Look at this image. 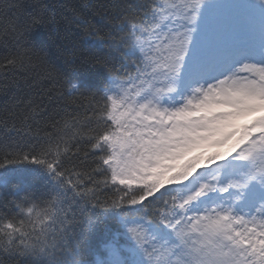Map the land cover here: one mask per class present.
I'll return each mask as SVG.
<instances>
[{"label": "snow or ice", "instance_id": "6c2138e0", "mask_svg": "<svg viewBox=\"0 0 264 264\" xmlns=\"http://www.w3.org/2000/svg\"><path fill=\"white\" fill-rule=\"evenodd\" d=\"M94 7L0 0V264H264V0Z\"/></svg>", "mask_w": 264, "mask_h": 264}, {"label": "trees", "instance_id": "16d2710c", "mask_svg": "<svg viewBox=\"0 0 264 264\" xmlns=\"http://www.w3.org/2000/svg\"><path fill=\"white\" fill-rule=\"evenodd\" d=\"M25 3H31L33 0H24ZM51 3L56 4H67L69 6H80L82 4L92 3L95 7L92 11L88 12L89 18L92 20V23L96 26H99L104 23L101 19V16L104 13V9L99 7L100 5H110L116 0H49ZM224 3H231L233 0H223ZM253 3H258V0H252ZM100 13V14H96ZM229 15L228 10L224 11V16L227 21V17ZM67 30V31H66ZM59 35H49L46 32L40 33L37 37L39 41H41L47 51L48 57L50 60L57 66H63L68 68V65L65 64V54L63 52V48L66 45H69L72 41H76L78 43V34L77 30L74 26H69L66 24H61L58 29ZM70 71V68H68ZM10 93L8 96L0 93V106H3L8 102L10 97ZM55 104V101H53ZM3 130L0 129V135H2ZM14 136L15 134H9Z\"/></svg>", "mask_w": 264, "mask_h": 264}]
</instances>
